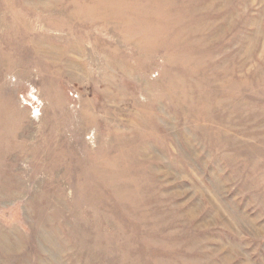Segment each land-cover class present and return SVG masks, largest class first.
<instances>
[{"label":"rangeland","instance_id":"obj_1","mask_svg":"<svg viewBox=\"0 0 264 264\" xmlns=\"http://www.w3.org/2000/svg\"><path fill=\"white\" fill-rule=\"evenodd\" d=\"M13 49L0 264H264V0H0Z\"/></svg>","mask_w":264,"mask_h":264},{"label":"bare ground","instance_id":"obj_2","mask_svg":"<svg viewBox=\"0 0 264 264\" xmlns=\"http://www.w3.org/2000/svg\"><path fill=\"white\" fill-rule=\"evenodd\" d=\"M21 33L19 32V30H16L15 32H14V35H15V39L16 40H18L17 39V37L20 35ZM27 35H28V33H26L25 34V36L24 37H21V39L22 40H25V38H27ZM17 36V37H16ZM20 37V36H19ZM17 54V51H16V49H13V52L12 53H10V52H5L4 54L3 53H1L0 54V61L2 62L3 61V59H5V60H7L8 62H9V65H10V67L12 68H16V65L14 66L13 64H11V61H10V59H13V60H16V58H15V55ZM1 55H5L6 57H2ZM11 57V58H10Z\"/></svg>","mask_w":264,"mask_h":264}]
</instances>
